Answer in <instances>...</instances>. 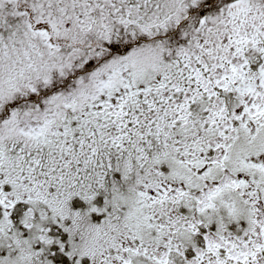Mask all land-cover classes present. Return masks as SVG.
I'll list each match as a JSON object with an SVG mask.
<instances>
[{
	"label": "snow or ice",
	"instance_id": "6c2138e0",
	"mask_svg": "<svg viewBox=\"0 0 264 264\" xmlns=\"http://www.w3.org/2000/svg\"><path fill=\"white\" fill-rule=\"evenodd\" d=\"M0 264H264V0H0Z\"/></svg>",
	"mask_w": 264,
	"mask_h": 264
}]
</instances>
